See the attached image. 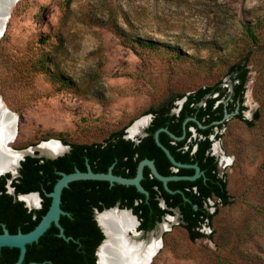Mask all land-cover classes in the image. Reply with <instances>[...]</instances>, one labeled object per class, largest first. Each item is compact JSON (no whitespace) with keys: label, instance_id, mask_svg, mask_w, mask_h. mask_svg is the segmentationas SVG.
I'll list each match as a JSON object with an SVG mask.
<instances>
[{"label":"rangeland","instance_id":"1","mask_svg":"<svg viewBox=\"0 0 264 264\" xmlns=\"http://www.w3.org/2000/svg\"><path fill=\"white\" fill-rule=\"evenodd\" d=\"M110 21L190 56L135 50ZM248 24L256 26L258 45L243 40ZM249 48L243 115L259 111L261 119L250 128L231 116L215 128L222 136L213 137L232 203L218 204L211 226L201 229L211 237L191 240L179 215L164 218L168 227L149 264H264V0H18L0 39V95L17 114L10 144L21 149L59 133L74 142L101 141L172 93L220 80L231 90L227 66ZM49 51L76 88L33 68ZM218 205L211 199L207 207L215 212Z\"/></svg>","mask_w":264,"mask_h":264},{"label":"trees","instance_id":"2","mask_svg":"<svg viewBox=\"0 0 264 264\" xmlns=\"http://www.w3.org/2000/svg\"><path fill=\"white\" fill-rule=\"evenodd\" d=\"M115 32L123 41L135 50L148 49L154 51L162 48L169 52L172 60L189 58L178 46L163 43L151 38L135 35L123 28L117 21H110ZM244 41L251 46L259 44L256 26L246 25ZM251 49H247L238 60L227 66L226 74L233 81L232 89L218 81L213 85L198 87L190 92L172 93L157 105L149 107L145 114H152V121L147 127L148 134L136 143L127 138V128L130 121L122 128L111 131L103 140L92 142H74L68 140L65 134L59 133L58 138L71 145V150L58 158H46L28 155L21 162L19 175L11 185L15 192L28 193L38 191L42 197V206L29 210L24 201L18 200L8 191V180L11 173L0 177V233L7 227L11 233L28 232L36 227L51 205L52 198L46 195L51 192L61 177V172H74L77 169L86 171L88 163L95 172H107L111 165L113 172L125 177H134L139 162L144 158L153 159L158 170L163 175H193L195 168L179 167L177 171L164 151L157 143L155 133L162 127L183 136L175 139L167 131H161L160 141L169 148L176 160L184 163H197L204 172L195 180L181 179L169 181V187L175 192H169L163 182L156 178L149 167L144 169L142 184L149 195L140 192L135 185L121 183L111 184L107 180L83 179L70 182L62 193L61 207L67 214L61 215L60 222L65 234L70 239L60 235V229L52 226L40 237L39 241L27 247L24 264H96V249L102 242L104 234L98 225L94 210L119 204L122 208H132L140 219L139 229L146 231L155 228L163 216L174 214L175 208L180 211V225L187 231L191 240L211 237L201 229L211 223L219 212V205L232 203L228 188L227 175L219 168L218 159L211 152L215 138L222 135L216 132L225 126L226 109L235 112L240 104V112L232 117L243 121L252 128L261 119L259 111L253 118L243 115L247 83L250 80L253 62ZM244 52V51H243ZM56 60L52 52L42 53L33 63V68L47 74L55 83L68 88H76V83L62 70L55 69ZM186 98L179 112L178 101ZM224 100H227L225 102ZM190 118L186 123L185 121ZM220 121V122H218ZM201 124L204 125L202 127ZM193 127L196 135L190 129ZM213 199L218 206L216 211L208 209V201ZM165 201L166 207L162 205ZM264 213V211H263ZM20 255L17 247L4 246L0 249V264H16Z\"/></svg>","mask_w":264,"mask_h":264},{"label":"water","instance_id":"3","mask_svg":"<svg viewBox=\"0 0 264 264\" xmlns=\"http://www.w3.org/2000/svg\"><path fill=\"white\" fill-rule=\"evenodd\" d=\"M9 15L7 16V11H6V15L2 16L0 18V39L1 37L4 35L6 26H7V20H8ZM0 98L2 99V96L0 95ZM186 98L181 99L180 101H178L179 107L175 108L173 111L174 112H179L180 108L184 102ZM3 109H5L2 106ZM239 110H237L236 112H238ZM12 112V111H11ZM15 113V112H13ZM8 114V112L6 113ZM233 114H235L234 112L230 113L227 111L226 109V113L224 116V119H228L229 117H231ZM9 115V114H8ZM149 117L148 123L143 127L142 132L136 135H132L129 131V129L141 118L135 120L127 129V137L134 139L136 142L139 141L140 137H143L144 135H146V131L145 129L149 126V124L152 121V114L146 115ZM15 117V121H12L11 124V133L8 137V139H6V141L4 142L5 144V148L7 150V152L12 153V152H16L19 151L21 152V157L18 158V165L15 171H12L8 168H6L5 166L0 167V177L2 175H6L7 173H11V178L8 180V191L13 194L15 196L16 199L24 201L25 205L29 208V210L32 209H38L42 206V197L40 195V193L38 191H32V192H28V193H19L17 194L15 192V188L11 185L13 179L15 177H17L19 175V168L21 166V162L22 160L25 159L26 156L28 155H32V156H39V157H46V158H58L60 156L65 155L66 153H68L71 150V145L69 144H65L62 140L60 139H49L47 141H43V142H48V141H52V140H56L59 141L60 144L64 147L63 151L61 153H58L56 155H52V154H48L43 152L39 146L42 145L43 142L34 145V146H29V147H25V148H21V149H15L10 143L14 140L15 136H16V132H17V114L15 113L14 115ZM144 117V116H143ZM190 118H188L185 123L189 120ZM15 122V123H14ZM220 122V121H218ZM200 125L202 127H204L203 124L200 123ZM161 131H167L171 134L172 137H174L175 139H181L184 137L183 136H176L174 133L170 132L168 130V128L166 127H162L160 129H158L155 133V137H156V141L157 143L164 149V151L166 152V154L168 155V157L170 158V160L172 161V163L178 167H193L195 168V173L193 175H163L157 168L155 162L153 159H149V158H144L142 159L137 167V173L134 177H125L122 175H117L113 172V166L111 165L109 167V170L107 172H95L91 165L88 163V168L86 171H82L80 169H77L74 172H61V177L57 180V182L54 185V189L51 192H46L47 196H50L52 198L51 201V205L49 207V209L47 210V212L43 215V217L41 218L40 222L36 225L35 228H33L32 230L28 231V232H23V231H18L17 233H11L9 231V229L7 227H4V230L2 233H0V249L4 246H9V247H17L20 249V255L19 258L16 262V264H24V259L26 257V253H27V247L29 244L34 243L36 241H39L40 237L52 226V224H55L59 229H60V235L62 237H64L65 239H70L71 237H68L65 234L64 231V227L60 222V218L61 215L67 214L68 212L65 211L62 207H61V202H62V193L65 187H68L70 182L75 181V180H83V179H96V180H107L109 181L111 184L114 183H121V184H125V185H135L137 187V189L142 192L145 193L146 195H149V191L144 187V185L142 184V179L144 178V169L145 167H149L152 174L158 178L159 180H161L163 182L164 187L169 191V192H175V190L171 189L169 187V181L172 180H181V179H188V180H195L197 178H199L202 174L203 171L201 170L200 166L197 163L194 164H187V163H182L178 160H176V158L172 155L171 151L169 150L168 147H166L159 139V134ZM15 133V136H14ZM214 137V136H213ZM10 166V164L8 165ZM7 166V167H8ZM29 194H37V196L39 197L40 201L39 204L37 206L35 205H30L28 204V202L23 199V196L29 195ZM162 205L164 207H166V203L164 200H162ZM115 211V212H122L126 211L129 214H131L137 221L136 227H131L126 229L125 231H123L121 233V236L119 238H122L127 244L128 246H131L134 242L136 241H146V239L149 237L151 230L146 231L144 229H139V226L141 224L139 217L134 213L132 208H122L119 204H116L112 207H108L103 209L102 211H100L99 209H95V219L98 222V225L100 226L103 234H104V238L102 240V242L99 244L98 249H97V263L99 264L100 261V252L102 251V248H104V246H107V243L109 241L110 238L109 234L107 233L104 225L102 224V222L99 219V215L100 214H104V213H108L109 211ZM174 210V214H166L163 216L162 220L159 221L157 223V225L160 226V224L163 222L164 218L168 219L169 216H173L176 217L175 215H179L180 216V211L175 208ZM156 225V226H157ZM155 226V227H156ZM153 230V229H152ZM147 234V237L144 238L143 235ZM114 237L116 239H118L117 236L114 235ZM162 237V236H161ZM111 258L109 257V264H131V258L129 255H123L121 254V251L117 252L115 249H113V251H111ZM156 253L152 254L147 261L144 264H149L152 260V258L154 257ZM37 262H31L29 264H36Z\"/></svg>","mask_w":264,"mask_h":264},{"label":"bare ground","instance_id":"4","mask_svg":"<svg viewBox=\"0 0 264 264\" xmlns=\"http://www.w3.org/2000/svg\"><path fill=\"white\" fill-rule=\"evenodd\" d=\"M17 2L18 0H0V18L6 15V11L7 16L9 15L10 17ZM2 106L5 109H3ZM11 111L12 110L7 106V104L0 98V167L5 166L10 170L15 171L18 165V158L21 157V152L16 151L9 153L7 152L4 144L11 133L12 121H15V113ZM7 112L9 115L6 114ZM148 120V116H144L143 118L139 119L130 128L131 130L129 129L131 134L136 135V133H140ZM39 148L43 152L52 155L61 153L64 149L60 142L56 140L43 142ZM9 164L10 166H8ZM23 199H25L28 204L35 206H37L40 201L37 194L23 196ZM168 218L172 220L175 219L173 216H169ZM99 219L109 234V237H112L109 239L107 246H104L100 252L99 264H109V257L111 258V251H113V249H115L117 252L121 251V254L123 253L124 255H129L131 258V264H144L152 254L157 253V251L161 248L162 242L160 239V234L168 227L167 222L161 223L158 231L155 233L157 236L154 234V232H151L146 241H136L131 246H128V244L119 237L126 229L136 227L137 221L131 214L126 211H123V213H118L113 210L109 211L108 213L100 214ZM114 235L117 236L118 239H116Z\"/></svg>","mask_w":264,"mask_h":264},{"label":"flooded vegetation","instance_id":"5","mask_svg":"<svg viewBox=\"0 0 264 264\" xmlns=\"http://www.w3.org/2000/svg\"><path fill=\"white\" fill-rule=\"evenodd\" d=\"M237 110H239L238 112H236ZM240 112V104L238 103V105H237V107H236V109H235V112L234 113H239ZM148 123V122H147ZM146 123V124H147ZM150 125V124H149ZM144 127V126H143ZM128 129V128H127ZM143 129V128H142ZM131 130V129H130ZM127 131V130H126ZM145 131H146V133L148 134V132H147V128L145 129ZM142 132V131H141ZM140 132V133H141ZM128 133V132H127ZM130 133H131V131H130ZM136 134H139V133H136ZM146 134V135H147ZM127 135V134H126ZM133 135V134H132ZM135 135V134H134ZM146 135H144V136H146ZM143 136V137H144ZM127 137V136H126ZM143 137H140L139 138V141L141 140V138H143ZM128 138V137H127ZM213 138V137H212ZM214 139V138H213ZM134 140V139H133ZM135 141V140H134ZM138 141V142H139ZM136 142V141H135ZM138 142H136V143H138ZM215 148H217L216 147V143L214 144V142H213V144H212V148H211V152H212V154H214L215 156H216V158L218 159V156L216 155V153H215ZM218 162H219V159H218ZM182 163H184V162H182ZM187 164H190V163H187ZM174 165V164H173ZM175 167H173V170L174 171H177L178 170V166H176V165H174ZM201 168V167H200ZM203 174H204V172H203ZM94 217H95V210H94ZM97 221V220H96ZM98 223V222H97ZM157 225V224H156ZM161 225V224H160ZM99 246V245H98ZM97 249H98V247H97ZM97 249H96V252H97ZM96 252H95V255H96V263H97V254H96Z\"/></svg>","mask_w":264,"mask_h":264}]
</instances>
